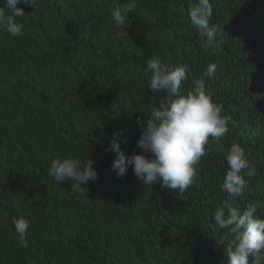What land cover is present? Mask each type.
<instances>
[{"label":"trees","instance_id":"obj_1","mask_svg":"<svg viewBox=\"0 0 264 264\" xmlns=\"http://www.w3.org/2000/svg\"><path fill=\"white\" fill-rule=\"evenodd\" d=\"M127 2L36 0L17 5L22 36L0 29V264H228L234 234L213 229L215 210L252 205L264 218V0H210L213 41L190 22L197 0H135L118 29L111 10ZM153 56L186 67L183 93L203 80L229 120L183 194L131 166L118 177L105 150L115 137L126 156L141 151L137 121L166 95L147 85ZM234 143L254 169L238 198L221 188ZM54 158L89 159L98 179L57 183ZM18 217L30 221L26 246Z\"/></svg>","mask_w":264,"mask_h":264},{"label":"clouds","instance_id":"obj_2","mask_svg":"<svg viewBox=\"0 0 264 264\" xmlns=\"http://www.w3.org/2000/svg\"><path fill=\"white\" fill-rule=\"evenodd\" d=\"M18 4L35 7L36 0H5L10 12L7 15L5 9L0 7V29L12 37H20L24 33V25L15 19L25 15L24 10L17 7ZM136 6L135 0L114 6L111 10L114 26L123 29L125 17ZM211 17L210 0H197L196 5L189 10L192 26L199 29L209 41L214 40L216 31L210 27ZM146 66L151 74L148 87L153 92L162 91L166 95L157 107L147 113L146 121H137L141 130L137 146L141 151L126 156L115 137L105 150L116 153L111 167L118 177L125 176L127 168L131 166L140 182L149 185L159 182L161 188L183 194L198 175L196 165L205 154L209 138L219 141L229 130V120L222 115L223 106L214 103L205 92L203 80L195 81L191 91H181V83L187 78L185 66L170 67L156 56L149 58ZM215 71L216 65L210 63L204 74L211 78ZM93 163L87 159L81 168L74 159L54 158L50 162L48 175L57 183L68 179L81 188L90 180L98 179ZM226 163L228 170L221 185L222 191L238 198L248 187L245 175H253L254 169L250 168L244 149L236 143L228 150ZM213 222L214 230L227 229L234 234L233 242L225 248L228 264H249V257L252 258L251 264H264V218L257 214L255 206L240 209L223 202L215 210ZM12 223L21 244L26 246L30 221L18 217Z\"/></svg>","mask_w":264,"mask_h":264}]
</instances>
